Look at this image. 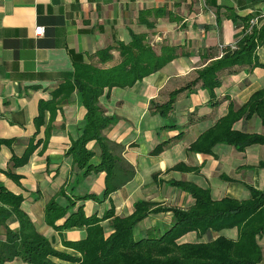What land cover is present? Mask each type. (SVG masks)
I'll use <instances>...</instances> for the list:
<instances>
[{
	"label": "crops",
	"instance_id": "1",
	"mask_svg": "<svg viewBox=\"0 0 264 264\" xmlns=\"http://www.w3.org/2000/svg\"><path fill=\"white\" fill-rule=\"evenodd\" d=\"M226 7L240 16L249 15L250 23L254 20L256 26L264 23V0H0V138L13 140L0 148V182L22 195L21 208L55 250L73 258L80 256L66 242L85 238V227H58L79 207L86 216L102 217L110 209L114 215L127 216L139 200L153 202L154 207L192 206L194 197L172 181L208 188L213 200H248L250 187L264 191V144L253 143L238 150L220 142L210 153L189 150L202 132L228 112L230 103L237 109L255 91L264 88V66L220 71L214 105L209 103L208 90L197 84L191 92L184 89L177 93L167 119L150 111L151 100L165 102L170 92L195 77L196 69L205 65L208 57L220 56L223 46L233 45L242 37V25L234 24ZM36 26L44 27L43 35L34 34ZM130 31L146 33L157 53L162 45H171L178 47V55L132 86L112 87L108 95L105 89L99 97L106 114L117 117L103 133L124 147L122 155L134 169L128 182L104 195L105 172L92 171L76 181L73 157L66 154L85 125L86 109L76 92L58 104L52 115L46 110L44 123L39 127L35 117L39 102L50 100L53 91L72 78L74 59L112 66L121 59L118 51L113 50L112 59L104 64L98 63L95 52L117 40L128 42ZM256 56L264 64V43L256 48ZM166 123L177 127L166 128ZM46 127L51 129L44 142ZM232 127L264 134V125L257 115L240 118ZM180 131L179 139L152 153L157 144ZM28 146L34 148L28 160L13 166L12 155L21 156ZM86 147L95 152L93 159L98 161L100 149L95 140ZM50 200L66 209V214L54 221L55 226L46 219ZM171 216L169 210L150 212L135 225L134 235L139 237L152 228L162 233L170 226ZM111 218L100 221L107 233L112 231ZM8 224L12 231L19 228L14 219ZM219 235L237 239L238 229L233 226L210 230L201 237L196 231H189L179 241H207ZM0 237L4 238L1 226ZM257 241L262 247L263 264L264 235ZM51 260L76 264L55 256ZM3 264L31 263L14 257Z\"/></svg>",
	"mask_w": 264,
	"mask_h": 264
},
{
	"label": "trees",
	"instance_id": "2",
	"mask_svg": "<svg viewBox=\"0 0 264 264\" xmlns=\"http://www.w3.org/2000/svg\"><path fill=\"white\" fill-rule=\"evenodd\" d=\"M221 8V7H220ZM228 16L236 26L242 25L243 35L233 46L221 48L218 57H208L210 60L196 69L195 77L184 87L170 92L163 103L150 101V111L159 112L166 119L173 109L177 93L186 89L194 90L199 84L208 90L209 103H216L214 89L219 86V73L222 70L234 72L237 66H264L258 61L256 48L264 43V23L256 26L250 23L249 15L240 16L225 8ZM145 13V12H144ZM217 20L219 10L216 12ZM148 27L152 23L145 22ZM178 47L162 45L157 53L149 42L146 33L130 31L128 42L117 40L113 45L95 52L98 63L104 64L113 57L112 51H118L120 61L109 67L84 62L81 58L73 61L74 70L71 79L64 81L50 100L39 102L36 126L44 123V112L52 115L58 104L64 102L72 92L85 109V125L80 136L72 141L66 154L73 157V171L76 181L81 180L92 171L105 172V192L107 195L128 182L134 173L133 167L124 159V147L109 140L103 130L116 122L115 115H107L99 104V97L107 89V95L112 87H129L143 77L158 71L167 62L175 58ZM257 115L264 125V88L255 91L249 99L237 109L230 103L228 112L219 118L210 128L202 132L189 146L195 152L210 153L216 143L234 145L243 150L253 143L264 144V134L245 132L233 129V123L240 118H250ZM166 128H176L174 123H166ZM51 127H46L45 139L49 136ZM181 131L166 140L161 141L152 150L158 153L173 141L181 137ZM95 140L100 149L98 161H94L95 152L86 144ZM12 139L0 138L2 145H10ZM30 142V140H29ZM33 146H28L21 156L12 155L13 166L24 164L33 152ZM7 175L16 177L9 171ZM180 189L188 191L195 199L187 209L177 207H157L155 203L139 200L134 203V211L127 216L114 215L113 210L102 217L86 216L81 207L70 213L62 223V228L82 227L86 229L85 238L76 242H66V245L80 252L78 258H73L64 252L53 248L51 242L39 233L28 214L21 208L23 197L6 188L0 182V226L4 229V238L0 237V264L20 257L31 264H61L51 260L52 256L65 260H73L76 264H262L263 252L257 238L264 235V191L250 187L251 197L248 200H236L224 197L213 200L208 188L181 181H172ZM91 198H96L91 195ZM169 210L172 221L162 233L152 228L141 234L134 235L135 225L150 212ZM66 209L50 200L46 206V219L54 225V221L63 217ZM112 217V231H104L100 221ZM18 222L17 231L9 228V220ZM55 226V225H54ZM236 226L237 239L219 235L207 241L181 242L179 238L189 231H196L198 237L210 230L219 231L222 228ZM57 227V226H56Z\"/></svg>",
	"mask_w": 264,
	"mask_h": 264
},
{
	"label": "built area",
	"instance_id": "3",
	"mask_svg": "<svg viewBox=\"0 0 264 264\" xmlns=\"http://www.w3.org/2000/svg\"><path fill=\"white\" fill-rule=\"evenodd\" d=\"M251 24H254V20L251 21ZM44 33V27L43 26H36L34 28V34L35 35H43ZM233 46V45H232ZM234 47V46H233Z\"/></svg>",
	"mask_w": 264,
	"mask_h": 264
},
{
	"label": "rangeland",
	"instance_id": "4",
	"mask_svg": "<svg viewBox=\"0 0 264 264\" xmlns=\"http://www.w3.org/2000/svg\"><path fill=\"white\" fill-rule=\"evenodd\" d=\"M263 264H264V261H263Z\"/></svg>",
	"mask_w": 264,
	"mask_h": 264
}]
</instances>
